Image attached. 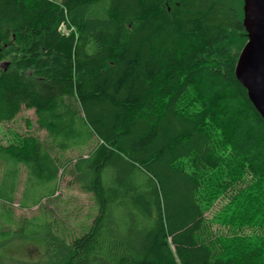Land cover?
<instances>
[{"label":"trees","instance_id":"trees-1","mask_svg":"<svg viewBox=\"0 0 264 264\" xmlns=\"http://www.w3.org/2000/svg\"><path fill=\"white\" fill-rule=\"evenodd\" d=\"M242 7L0 0V123L34 112L0 143V251L19 227L43 242L34 264H264V118L234 74ZM23 171L18 205L44 214L18 226ZM63 174L94 203L76 234L42 205Z\"/></svg>","mask_w":264,"mask_h":264},{"label":"rangeland","instance_id":"rangeland-1","mask_svg":"<svg viewBox=\"0 0 264 264\" xmlns=\"http://www.w3.org/2000/svg\"><path fill=\"white\" fill-rule=\"evenodd\" d=\"M34 118L33 110L22 109L21 112L12 122L0 123V143H5L12 138L13 133H25L30 132L27 128L25 120H32ZM31 132L39 135L41 138L45 137V132L33 126ZM80 154H83V149H71L67 150L63 155L66 158L75 159ZM25 180V171L20 174V181L15 193L14 202L11 204L14 217L18 224H22L23 219L41 218L43 210H40L37 206L31 208H20L19 202L21 199V192L23 189ZM58 189L54 196L58 195L57 199L50 200L46 203V200H42V205H47L49 213V219L57 218L59 222L66 228L68 232L76 234L85 228V225L89 223L94 215V203L90 193H84L80 190L77 183L73 182V178L69 174L61 175L58 181ZM228 194L222 196L216 204L207 213L208 217H211L216 210H218L224 202H226ZM44 214V213H43ZM52 214V215H51ZM47 216V215H46ZM36 219V220H38ZM39 221V220H38ZM42 221V219H40ZM82 225L83 227H80ZM20 226V224H18ZM215 227H217L215 225ZM28 229V228H26ZM19 230V231H18ZM20 228H17L15 232L16 236L6 242L1 254L3 258H10V264H19V262L27 261L28 264H34L40 256V252L43 251L42 240L40 237H34L30 240L29 237L24 236ZM14 260V261H13Z\"/></svg>","mask_w":264,"mask_h":264},{"label":"water","instance_id":"water-1","mask_svg":"<svg viewBox=\"0 0 264 264\" xmlns=\"http://www.w3.org/2000/svg\"><path fill=\"white\" fill-rule=\"evenodd\" d=\"M242 8L247 40L239 52L234 74L264 118V0H243Z\"/></svg>","mask_w":264,"mask_h":264},{"label":"built area","instance_id":"built-area-1","mask_svg":"<svg viewBox=\"0 0 264 264\" xmlns=\"http://www.w3.org/2000/svg\"><path fill=\"white\" fill-rule=\"evenodd\" d=\"M60 28L63 32H67L68 29L65 28V25L64 24H60ZM69 31V30H68Z\"/></svg>","mask_w":264,"mask_h":264}]
</instances>
